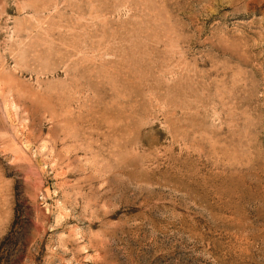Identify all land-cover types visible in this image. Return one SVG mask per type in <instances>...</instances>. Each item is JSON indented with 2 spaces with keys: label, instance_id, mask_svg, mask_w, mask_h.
Instances as JSON below:
<instances>
[{
  "label": "rangeland",
  "instance_id": "374dc122",
  "mask_svg": "<svg viewBox=\"0 0 264 264\" xmlns=\"http://www.w3.org/2000/svg\"><path fill=\"white\" fill-rule=\"evenodd\" d=\"M0 264H264V0H0Z\"/></svg>",
  "mask_w": 264,
  "mask_h": 264
}]
</instances>
